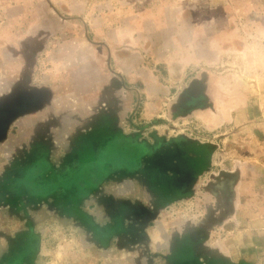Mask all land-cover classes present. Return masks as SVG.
Instances as JSON below:
<instances>
[{
	"label": "rangeland",
	"instance_id": "rangeland-1",
	"mask_svg": "<svg viewBox=\"0 0 264 264\" xmlns=\"http://www.w3.org/2000/svg\"><path fill=\"white\" fill-rule=\"evenodd\" d=\"M0 264H264V0H0Z\"/></svg>",
	"mask_w": 264,
	"mask_h": 264
},
{
	"label": "crops",
	"instance_id": "crops-1",
	"mask_svg": "<svg viewBox=\"0 0 264 264\" xmlns=\"http://www.w3.org/2000/svg\"><path fill=\"white\" fill-rule=\"evenodd\" d=\"M82 72H85V73H88L89 74V77L87 79H84V78H71L73 81V85L76 86L78 89L77 91H81V94L80 96L82 97L84 103L86 102V106H83L82 107V111L80 113V117L81 118H86L87 121L85 122V130H89L90 125H91V68L89 67V65L87 66H84L83 67V70H81ZM75 81V82H74ZM86 110V111H85ZM85 112V113H84Z\"/></svg>",
	"mask_w": 264,
	"mask_h": 264
}]
</instances>
